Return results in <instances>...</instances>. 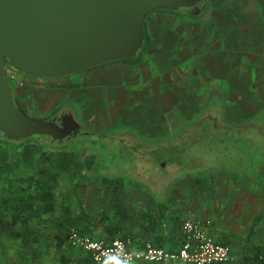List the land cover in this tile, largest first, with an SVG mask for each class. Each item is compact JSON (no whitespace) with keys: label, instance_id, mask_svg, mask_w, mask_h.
Instances as JSON below:
<instances>
[{"label":"rangeland","instance_id":"obj_1","mask_svg":"<svg viewBox=\"0 0 264 264\" xmlns=\"http://www.w3.org/2000/svg\"><path fill=\"white\" fill-rule=\"evenodd\" d=\"M147 29L157 52L153 56L160 62L157 70L161 72L159 83L153 74L154 81L148 78L147 82H153L158 90L153 85L145 86L143 80L136 84L127 79L118 80L125 76L143 79L145 74H136L142 67L137 63L97 66L62 78L6 71L30 117L45 119L61 102L76 98L81 118L96 132L131 130L141 139L165 140L164 143L179 141L182 134V143L178 145L185 147L184 150L180 155L176 153L175 160H167L161 166L158 156L146 164L143 161L136 164L131 153H127L128 158H121L99 139L74 138L67 147L81 156H91L96 165L93 174L81 177L75 186L66 174L60 179L58 208L68 204L73 213H84L91 219L103 214L109 207L110 196L105 178L123 186L134 182L145 188L164 186L166 193L174 187L175 198L188 197L190 207L195 202L203 203L206 193L211 192L212 196L220 189L223 195L219 199L226 198L229 192L231 209L228 208L233 214L236 207L232 202H238L239 214L247 215L249 224L259 218L251 242L264 245V17L259 0H211L208 11L199 16L154 11L147 18ZM179 53L182 57L177 59ZM142 55L141 63L149 58L155 74L152 54ZM197 75H205L204 86H198L202 80L198 82ZM116 80L120 85L115 84L117 95H113L109 85ZM120 86L126 92L130 88L148 87L144 97L153 100V110L146 109L151 106L147 100L121 94ZM213 118L219 120L217 124ZM28 138L30 142L40 143L37 136ZM2 140L6 145L9 144L6 140L11 141L4 137ZM19 140L21 145L26 144ZM11 149L6 153L10 162L15 158ZM27 171L16 169L11 173L15 177ZM244 175L250 178L248 182L237 181ZM201 177L207 178L196 182ZM2 189L0 185V192ZM207 202L210 206L217 205L211 199ZM219 210L223 211V207ZM193 213L201 215L197 209ZM186 219L199 218L185 217L181 226ZM39 248L41 251L33 256L19 241L3 238L0 264H70L74 257L72 251L45 245ZM63 254L70 260H61Z\"/></svg>","mask_w":264,"mask_h":264},{"label":"water","instance_id":"obj_2","mask_svg":"<svg viewBox=\"0 0 264 264\" xmlns=\"http://www.w3.org/2000/svg\"><path fill=\"white\" fill-rule=\"evenodd\" d=\"M211 0H0V131L9 140L49 135L62 141L79 127L71 117H30L18 104L7 69L62 78L135 59L146 45V20L157 10L199 16ZM264 16V0H259ZM204 4V9L199 5ZM69 118V119H67Z\"/></svg>","mask_w":264,"mask_h":264},{"label":"trees","instance_id":"obj_3","mask_svg":"<svg viewBox=\"0 0 264 264\" xmlns=\"http://www.w3.org/2000/svg\"><path fill=\"white\" fill-rule=\"evenodd\" d=\"M157 11L177 13L163 9ZM145 29L144 54L150 53L153 48L147 20ZM142 59L143 55L123 62L137 63ZM34 136L38 137L40 143L30 142L26 138L22 139L26 143L24 145H21L20 140H6L9 143L6 145L2 137H7L0 131V185H3L0 192V243L3 238L19 241L22 247L31 250L30 255L33 256L41 251L40 245H45L50 249L72 251L75 258H71L70 264H96L90 253L72 243L71 231L75 229L80 234L112 239L120 231V224L118 221L111 222L109 217L91 220L84 213L75 214L68 204L60 209L57 193L60 179L65 174L75 186L81 177L93 174L96 161L89 155L81 156L77 151L60 145L50 136ZM10 149L15 152L12 162L6 154ZM16 169L28 171L13 177L11 172ZM104 181L112 186L110 203L114 214L124 215L125 208L118 199V183L107 178ZM258 223L259 218L254 222L253 229ZM68 259L64 254L61 256L63 261ZM239 264H264V245L253 244L250 255L240 257Z\"/></svg>","mask_w":264,"mask_h":264},{"label":"crops","instance_id":"obj_4","mask_svg":"<svg viewBox=\"0 0 264 264\" xmlns=\"http://www.w3.org/2000/svg\"><path fill=\"white\" fill-rule=\"evenodd\" d=\"M196 46H199V45H196ZM183 51L184 50L180 51V53ZM150 53L152 54L151 57H153L152 59L154 60L153 62L154 68L157 70L160 62H159V58L157 59L153 56V53L154 55L155 53H157L155 50V46H153L152 51ZM180 53L178 54L179 56L177 59H179V57H182L180 56ZM190 55L188 56L183 55V56L187 58ZM147 59L148 60L143 61V63L140 62L137 64V65L139 64L142 65V67L140 66L136 74H138L139 76H141V74H145V77L143 79L141 77H140L141 79L137 77L131 78L130 76L128 77L125 76L120 79L118 78L116 79L118 80L127 79L133 84L139 83L140 81L143 80V81H146L144 84L145 86L146 85L154 86V83L153 82L148 83L147 79L151 78L153 74V78H155L156 81H158V75L161 72L157 70L154 74V72L151 70L152 67H151V64L149 63V58ZM200 62H197V63H200ZM144 69H146L147 72L146 71L143 72ZM153 78H151L152 81H154ZM204 78H205V75L202 77L200 75L198 76V78L196 77V80L198 82L202 80L201 82L198 83V86L200 85L204 86V82H203V80H205ZM118 80H116L112 85H109L110 92L112 91L113 95H117L116 93L117 86L115 84H119L117 82ZM141 87L143 88V90H136V89L130 88L128 92L123 90L121 86L118 88L122 89V91L120 92L121 94L125 93L126 95H131L139 100H144V101L147 100V102H149V105L151 106H148L146 109L153 110V107H152L153 100L149 98L148 100L144 97L146 96V89L148 87H145V88L143 86ZM153 89L158 90L156 86H154ZM74 99L76 102L79 103V101L76 98ZM178 100L179 102H181L182 98L180 99L178 98ZM130 109H135V108L131 107ZM206 178L207 177L202 179L201 177L200 179L197 178L195 180L196 182L200 183V182H204ZM238 180H243V181L248 182L250 178L247 175H244L243 177L241 176V179L238 178L237 181ZM118 185H119V189L117 191L118 192L120 191L118 195V199H119V202L122 204V206L125 208L124 215L114 214L112 203H110L112 201L111 200L112 198L109 196V199H108L109 207L107 208V210H105L103 214L98 215L96 218H93V219L90 218V219L95 220L101 217H109L110 219L108 220H110L111 222L118 221L121 228H120V231L115 234V237H120V238L130 240L132 241V244H134L135 247L141 246L144 242L149 241L157 246H161L169 250L179 249V247L181 246V242L183 240L181 221L185 217H188L190 215L193 217H197L201 220H205L206 218L210 219V224L206 226L207 232L216 241L227 244L230 247L231 252L233 254V259L230 262L225 263V264H239L240 257L250 255V250H252V245L258 244L255 242H251L253 240L252 239L253 232L255 229V227L253 229L254 222L253 224H249V222L247 221V215L245 216L243 215V217L240 216L239 214L240 206L239 204H237L238 202L236 204L232 202V204L236 207L235 213L233 214L232 213L233 211L230 210L231 207L229 203L231 201L228 198H231V197H229L230 195L228 191H227L228 193L226 194L227 197L226 198L223 197L222 199H219L220 198L219 196L223 195L222 190L220 191V189H217L213 193L214 195L212 196L210 194L211 192L206 193L208 195H205L202 197L204 198L203 203L200 204L199 202L198 204L197 202H195V204H192L191 205L192 207H190V199L188 197L180 198L181 200L179 199L177 200V198H175L174 194L172 193V191L174 190V187L171 188L166 193L162 188H157V187L156 188H148V187L145 188L143 185H140L136 182L131 183V184H126V186L125 185L123 186L121 184H118ZM107 187L109 190V194H111L112 186L109 185ZM137 188H140L141 190ZM133 189L136 190L135 195L132 194L134 191ZM240 189L243 194L246 193V190H243V187H241ZM208 199L209 201L210 199L212 201H215L217 205L210 206L207 202ZM243 205L245 208H249L245 204ZM218 206L219 208L222 206L223 211H221L222 209L219 210V208H217ZM226 208L229 210L224 211V209ZM196 209L201 212L200 216L198 215L195 216L196 214L193 213L195 212ZM113 216H116V217L114 218ZM231 217H233V219H231ZM105 239H108V238H105ZM73 258H75V256ZM130 264H191V263L183 262V261H177V262L137 261V262H133Z\"/></svg>","mask_w":264,"mask_h":264},{"label":"built area","instance_id":"obj_5","mask_svg":"<svg viewBox=\"0 0 264 264\" xmlns=\"http://www.w3.org/2000/svg\"><path fill=\"white\" fill-rule=\"evenodd\" d=\"M210 220L186 219L182 223L183 240L177 250H169L152 242L135 247L120 237L110 240L80 234L73 229L72 243L90 253L96 264H130L142 262H189L191 264H225L233 259L230 247L216 241L206 230Z\"/></svg>","mask_w":264,"mask_h":264},{"label":"flooded vegetation","instance_id":"obj_6","mask_svg":"<svg viewBox=\"0 0 264 264\" xmlns=\"http://www.w3.org/2000/svg\"><path fill=\"white\" fill-rule=\"evenodd\" d=\"M199 6L202 9H204V7H205L204 4H200ZM182 12L185 13L186 15L191 16L193 14V9L192 8L183 9ZM202 14H204V13H201L200 15H202ZM140 62H137V64ZM116 63L136 64V63L123 62V61H114L111 63L98 65V66H105V65L116 64ZM95 67H97V66H95ZM11 84L14 88V92H15L18 104L21 106V103L19 101V97H17V93H16V89L14 87V84L12 82H11ZM74 101L75 100L72 99L71 101L61 102L60 106H58L49 117L45 118V119H55L56 123L60 125L61 119L64 116H67L70 114L71 117H73V119L79 123V127H77L76 130H73V132L71 133L70 136L64 138L62 141H58V140L55 141V142H59L60 145H64L66 148H68L67 147L68 144L70 145L69 142L71 140H73L74 138L77 139L79 136H83V137H85V139L96 138V139L101 140L102 143L108 144L111 149H115L113 153L120 155L121 158H128L127 153L128 154L131 153L132 154L131 156L134 159L133 161L136 164L140 163L141 161H143L146 164V162H149L151 159H155V157H153V156H158L159 157L158 164H160V166L164 165V163L167 160H170V159L175 160L176 156L180 155L179 152H181L185 148V147L182 148L181 146L178 145V143L182 141L181 140L182 134H179L180 135L179 141H175L174 143L170 142V141H169V143H164V142H166L165 140L148 141V140L141 139V138H139L140 135L134 134L131 130L122 131L120 133L119 132H113V131L105 132V133L96 132L94 129L90 128L83 121V118H81V113H80L79 109L76 107L77 102L76 101L74 102ZM67 119H69V118H67ZM218 121L219 120H216V118H213V122L215 124H217ZM47 136H49V135H47ZM115 144L118 145V147L115 146ZM163 146H166V147H163ZM175 150L177 152H175ZM173 151H174V153H173ZM172 153H173V155H171ZM176 153H177V155H176ZM102 154H106V153L104 152ZM163 187H162V189L164 190Z\"/></svg>","mask_w":264,"mask_h":264}]
</instances>
